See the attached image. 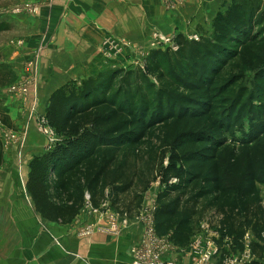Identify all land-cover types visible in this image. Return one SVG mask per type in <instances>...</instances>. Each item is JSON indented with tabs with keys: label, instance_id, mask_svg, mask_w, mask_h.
I'll return each mask as SVG.
<instances>
[{
	"label": "trees",
	"instance_id": "16d2710c",
	"mask_svg": "<svg viewBox=\"0 0 264 264\" xmlns=\"http://www.w3.org/2000/svg\"><path fill=\"white\" fill-rule=\"evenodd\" d=\"M241 1L213 38L179 34L175 52L151 51L144 69L106 68L49 96L56 142L32 158L24 186L41 219L67 225L86 208L134 219L158 180L159 235L184 249L206 218L218 245L264 264V81L254 94L225 77L238 47L264 42L261 2ZM234 20L242 25L229 30Z\"/></svg>",
	"mask_w": 264,
	"mask_h": 264
},
{
	"label": "crops",
	"instance_id": "0c3cea01",
	"mask_svg": "<svg viewBox=\"0 0 264 264\" xmlns=\"http://www.w3.org/2000/svg\"><path fill=\"white\" fill-rule=\"evenodd\" d=\"M36 7L33 14L15 17L20 35L21 52L38 51L41 79L27 96L37 102L42 115L49 96L59 88L87 79L103 69L98 48L107 36L123 37L145 47L152 30L164 35L189 33L204 23L223 0H13ZM27 20L30 24L27 25ZM28 28L30 32H28ZM46 43H43L45 42ZM43 44V45H42ZM18 45V44H17ZM42 45V46H41ZM19 49V48H18ZM37 49V50H36ZM28 52V53H27ZM26 59L18 58L19 78L28 79L30 70L23 67ZM24 68V70L22 68ZM106 69V68H105ZM100 71V70H99ZM4 93V89L0 88ZM9 115L26 104L7 102ZM8 103V104H7ZM12 117V116H11ZM10 117V118H11ZM16 117V116H14ZM13 119V117H12ZM12 187H0V264H131V251L140 237V226L129 221L120 234H111L105 226L94 229L90 236L77 237L78 219L67 225L48 222L43 227L16 196L5 198ZM12 197V198H11ZM38 215V214H37ZM40 217V216H39ZM43 220V219H42ZM38 223V225H37ZM104 223V220H101ZM109 225V219L107 220ZM50 226V227H49ZM55 226L56 232H52ZM44 228L42 231L41 229ZM59 236L58 241L54 239ZM184 255L176 261L190 264Z\"/></svg>",
	"mask_w": 264,
	"mask_h": 264
},
{
	"label": "rangeland",
	"instance_id": "374dc122",
	"mask_svg": "<svg viewBox=\"0 0 264 264\" xmlns=\"http://www.w3.org/2000/svg\"><path fill=\"white\" fill-rule=\"evenodd\" d=\"M258 1L261 2V10L264 11V0ZM236 2H240L241 4L243 3L241 0L221 1L219 4L220 8H216V11L212 12L213 16H210L209 20L204 23V30L199 26L195 27L194 31H191L190 33L189 30H187L188 33L179 34H182L184 38L189 41L198 40L200 37L213 38L218 33L219 23L217 24V22L219 20L220 14L224 15L226 9H228L231 5L233 6ZM21 7H27L31 10L29 12H24L20 10ZM35 10L36 7L29 4L28 2L20 3L13 0H0V88H3L5 91L4 93L0 92V95L8 94L6 96L7 102L11 101L17 106H19L20 103L26 104V107L21 108V114H19L20 112H18L17 115L11 114L13 117L12 119V117L8 114V106L5 107L6 99H4V96H0V152L3 159L2 163L0 164V187H6L7 189L12 187V191H7L4 193L5 198H10L11 194L12 196L17 195L22 200V204L28 209L30 214L33 213L30 209L32 204L24 187L28 176L27 173L29 164L33 157L40 156L41 154L45 153V151L51 148L54 142H56L53 129L47 125L45 113L43 115L41 112L39 113V110H37L38 103L33 101L30 103L27 98L28 95L31 96V87L28 88V86L30 84L33 86L39 84L38 81L41 79L39 67L40 52H38L40 47H38V51L34 50L30 54L25 55V53H22L20 49L22 45L19 46L21 41L18 42L17 39H20V35L25 34V32L19 30L18 26H16V24L21 25V22H14L15 17L30 16V14H33ZM235 21L237 20L232 21L231 26L228 28L229 30L233 29L232 26L239 27V25H242V23L238 24V22ZM28 24L30 23L27 20V25ZM262 27L264 28V23ZM257 30H259V28L254 30V35H256ZM28 32H30L29 28ZM150 34L151 36L145 47H141L138 44L132 43L123 37H105L98 48L99 54L101 56V63H103L104 68L98 69L97 72L90 76H95L96 74L101 73L105 70V68L123 69L125 71L134 70L137 67L144 69L145 60L151 51L159 50L163 53L167 47L171 49L172 53L175 52V39L179 34L167 36L164 34L162 35L154 30H152ZM260 35L262 36L261 38H264V34ZM260 35H258V39L256 40L260 39ZM43 43H46V41ZM230 47L235 48L233 46ZM252 48L255 49L243 50V47H238L237 51L233 50L236 55H233V58L231 57L232 59L229 61L227 72H229L230 68L231 71L227 76L225 75V77H235V75L242 77L243 80L239 86H244L247 89V92L256 94L257 88H259V83L261 80L264 81V42H255ZM21 57L26 59L23 67L26 69V71L29 69L31 74L28 79L24 80H22L23 77L19 78V71L16 68V61ZM24 68L22 69L24 70ZM149 80L156 83V80L153 77H149ZM81 81L83 80L74 81L73 84L75 83L76 85H79ZM13 85H27V93L25 95L19 94L17 92L9 93L8 88L12 87ZM254 104H256V102H254ZM246 126L247 124H245L243 127ZM41 128L43 130L48 129L52 131V136H54L52 137L50 135H44ZM234 135L239 138L242 134L240 132H235ZM168 163L169 159L167 157L163 163V166H167ZM160 189L161 186H159V181L156 180L152 183L150 189L145 194L144 199L146 196L147 198L145 199L143 205H145V208L150 210L147 212L148 214L153 211V206L156 205V201H153V197L155 196L156 198V195ZM142 208L140 210H142ZM80 214H82V218L77 220V237L81 236L80 231L86 227L94 226V229H97L98 227L105 226V230H108L107 220L111 214H114V216L119 220L123 219V217L117 215L113 210H109L108 208L104 211L86 208L80 212ZM32 215L35 218V214ZM36 217L41 220L43 227H46L48 222L42 220L37 214ZM134 219L129 220L132 223H136ZM101 220H104V223H101ZM138 225L140 226L141 232L142 228L140 223H138ZM52 229L53 233L56 232L55 226H53ZM41 230L43 231L44 228ZM194 230L196 233L191 242L194 241V239L201 237L202 242L205 245L207 244L210 245V247H217L218 255L215 258L216 260L221 261L230 255H237L232 254L229 250V247L225 245L227 241L226 239L221 240L222 244L218 245V242L221 238L217 230L210 229L209 221L206 218L199 219V221H197L194 225ZM120 233L121 230H119L118 234ZM54 239L58 241L59 236L57 237L54 235ZM186 248H178L179 250L183 251V253H179V258L184 256L186 253H189V249L187 248L186 250ZM177 257L178 252L175 254V264H180L178 261H176ZM186 261L190 262V264H195L194 259L192 256L190 257V254Z\"/></svg>",
	"mask_w": 264,
	"mask_h": 264
},
{
	"label": "built area",
	"instance_id": "2783aa9c",
	"mask_svg": "<svg viewBox=\"0 0 264 264\" xmlns=\"http://www.w3.org/2000/svg\"><path fill=\"white\" fill-rule=\"evenodd\" d=\"M20 10L29 12L31 9H28L27 7H21ZM8 91L9 93L17 92L19 94L25 95L27 93V85H13L12 87L8 88ZM41 130L44 135L46 134L48 136H52V131L48 129L43 130L42 128ZM155 199L156 198L154 196V202ZM155 206L156 205L153 206V211L148 214L147 212L150 210L145 208V205H142V210L139 211L138 215L134 219L137 224L140 223L142 230L137 245L134 246L131 251V264H175V254L178 252V256H180L179 253H183L182 250H179L176 246H173L169 235H159L158 232L155 231L153 216ZM129 221L130 220L126 217H123L122 220H119L114 216V214H111L109 216V225L107 227L108 232L111 234H118L119 230H121L123 227H126ZM93 229L94 226L83 228L80 231V235L90 236L93 232ZM262 237H264V233ZM261 244L264 245V243ZM187 248L189 249V253H186L185 255L187 258H189L190 254V257H193L195 264H249L254 260L250 256V252L247 247L245 252L242 254L230 255L221 261L216 260L215 258L218 255L217 247H210V245L207 244L205 245L202 242L201 237H198L194 239V241L190 242Z\"/></svg>",
	"mask_w": 264,
	"mask_h": 264
}]
</instances>
